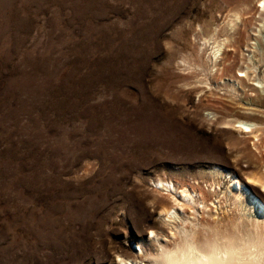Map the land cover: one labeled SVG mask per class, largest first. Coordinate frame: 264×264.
Listing matches in <instances>:
<instances>
[{
  "label": "rangeland",
  "instance_id": "374dc122",
  "mask_svg": "<svg viewBox=\"0 0 264 264\" xmlns=\"http://www.w3.org/2000/svg\"><path fill=\"white\" fill-rule=\"evenodd\" d=\"M263 3L0 0V264L264 238Z\"/></svg>",
  "mask_w": 264,
  "mask_h": 264
},
{
  "label": "bare ground",
  "instance_id": "6f19581e",
  "mask_svg": "<svg viewBox=\"0 0 264 264\" xmlns=\"http://www.w3.org/2000/svg\"><path fill=\"white\" fill-rule=\"evenodd\" d=\"M264 5V3H263ZM216 114V113H215ZM218 114V113H217ZM215 116L216 115H212ZM216 121L217 118L215 119ZM229 124V123H228ZM240 128L241 133L253 134L255 128L251 123L247 121H237L235 124ZM254 135V134H253ZM257 136H255L256 138ZM258 138V137H257ZM258 140V139H257ZM225 178L229 179L232 183V187L236 190L244 189L246 194H249L248 187L242 183L238 177L233 173H226ZM251 184L259 186L264 193V174L261 177L250 178ZM159 187H163L164 182L159 180L157 182ZM167 185H171L173 190L175 187L171 182ZM168 187V186H167ZM169 189V187H168ZM171 189V188H170ZM216 191V189H215ZM179 194L177 199V205L183 210L186 207L193 209L196 202L190 197L194 192L187 189L181 191H174ZM216 193V192H215ZM200 197L198 203L204 205V198L202 192L199 193ZM175 197V195H174ZM252 201L258 206V209L264 218V205L257 198L252 197ZM186 200V202H185ZM176 201V200H175ZM173 211H167V217L169 220L174 219L177 216V209L172 208ZM226 234V233H225ZM224 234V235H225ZM218 235V234H217ZM223 235V234H222ZM174 237L175 234L171 233ZM215 236V235H214ZM221 236V235H220ZM157 237V236H156ZM181 238V237H180ZM234 238V237H233ZM231 237H203L199 238L196 233L182 237L179 241H173L171 247H162L156 253L151 254V257H144L147 261L130 260L126 258H119V264H264V238L247 239L244 245H236L235 240ZM243 240V239H242ZM241 243V242H240ZM239 243V244H240ZM146 259V260H147Z\"/></svg>",
  "mask_w": 264,
  "mask_h": 264
}]
</instances>
